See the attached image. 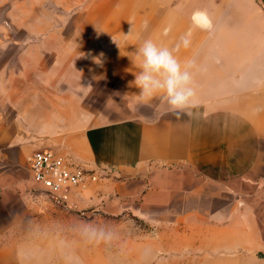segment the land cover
Returning <instances> with one entry per match:
<instances>
[{
	"label": "crops",
	"instance_id": "0c3cea01",
	"mask_svg": "<svg viewBox=\"0 0 264 264\" xmlns=\"http://www.w3.org/2000/svg\"><path fill=\"white\" fill-rule=\"evenodd\" d=\"M59 4L84 12L74 24L84 49L59 52L68 61L57 68L58 91L39 94L34 116L14 121L24 131L12 121L0 128V264H61L44 258L42 246L11 238L27 218L32 189L40 190L28 158L44 149L97 176L74 189L65 207L130 214L154 227L128 246L126 264H264V0ZM185 35L189 47L175 51ZM145 39L195 62L193 116L177 119L160 97L140 98L132 82ZM103 75L118 81L125 98L88 106ZM24 122L35 125L27 131Z\"/></svg>",
	"mask_w": 264,
	"mask_h": 264
},
{
	"label": "rangeland",
	"instance_id": "374dc122",
	"mask_svg": "<svg viewBox=\"0 0 264 264\" xmlns=\"http://www.w3.org/2000/svg\"><path fill=\"white\" fill-rule=\"evenodd\" d=\"M59 2L0 0V128L34 116L38 95L58 91L57 68L68 61L67 57L58 58L60 51L84 49V43L75 39L74 27L84 12L68 10ZM92 49L99 50V43H93ZM74 63L78 66L83 59L76 58ZM121 89L116 79L103 75L91 85L86 104L104 108L125 98ZM14 124L16 131L23 129ZM25 125L29 131L35 124ZM31 194L27 218L12 228L11 238L17 243L49 248L41 250L43 257L56 258L61 264H68L67 260L74 264H126L128 246L148 239L154 228L130 214L110 216L93 209L79 210L57 203L42 190L32 189ZM85 226L103 228L112 239L99 245L89 243L81 235Z\"/></svg>",
	"mask_w": 264,
	"mask_h": 264
},
{
	"label": "clouds",
	"instance_id": "9594fccd",
	"mask_svg": "<svg viewBox=\"0 0 264 264\" xmlns=\"http://www.w3.org/2000/svg\"><path fill=\"white\" fill-rule=\"evenodd\" d=\"M144 26L147 28V22ZM189 45V37L182 36L175 51ZM137 55L140 60V71L134 74L135 79L132 83L139 89L140 98L147 102L160 97L164 113L173 114L177 119L193 116L192 110L199 107L191 71L195 62L193 60L182 62L174 54V50L159 45L152 39H145L142 42ZM81 235L89 243L97 245L112 239L110 232L94 226H85Z\"/></svg>",
	"mask_w": 264,
	"mask_h": 264
},
{
	"label": "built area",
	"instance_id": "2783aa9c",
	"mask_svg": "<svg viewBox=\"0 0 264 264\" xmlns=\"http://www.w3.org/2000/svg\"><path fill=\"white\" fill-rule=\"evenodd\" d=\"M28 162L33 182L63 206H68L74 189L97 181L92 170L74 163L57 150H37Z\"/></svg>",
	"mask_w": 264,
	"mask_h": 264
},
{
	"label": "trees",
	"instance_id": "16d2710c",
	"mask_svg": "<svg viewBox=\"0 0 264 264\" xmlns=\"http://www.w3.org/2000/svg\"><path fill=\"white\" fill-rule=\"evenodd\" d=\"M133 217V216H132ZM133 218H135V217H133Z\"/></svg>",
	"mask_w": 264,
	"mask_h": 264
}]
</instances>
